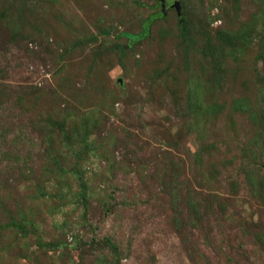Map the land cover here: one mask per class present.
I'll list each match as a JSON object with an SVG mask.
<instances>
[{
    "label": "rangeland",
    "instance_id": "rangeland-1",
    "mask_svg": "<svg viewBox=\"0 0 264 264\" xmlns=\"http://www.w3.org/2000/svg\"><path fill=\"white\" fill-rule=\"evenodd\" d=\"M180 7L0 0V264H264V0Z\"/></svg>",
    "mask_w": 264,
    "mask_h": 264
},
{
    "label": "trees",
    "instance_id": "trees-1",
    "mask_svg": "<svg viewBox=\"0 0 264 264\" xmlns=\"http://www.w3.org/2000/svg\"><path fill=\"white\" fill-rule=\"evenodd\" d=\"M176 0H173V3L175 2ZM182 8V7H181ZM160 14H156V15H153V17L155 18V17H157V16H159ZM179 18H182V14H181V16L179 17ZM147 22H146V26L144 27V32L141 34V35H139V36H136V39H140V38H143V37H145L146 35H147ZM181 27L183 28V26L181 25ZM125 36L127 37V39H131L132 38V36H130V35H128V34H125ZM107 244L111 247V249L112 250H116V248L111 244V243H109V242H107Z\"/></svg>",
    "mask_w": 264,
    "mask_h": 264
},
{
    "label": "water",
    "instance_id": "water-1",
    "mask_svg": "<svg viewBox=\"0 0 264 264\" xmlns=\"http://www.w3.org/2000/svg\"><path fill=\"white\" fill-rule=\"evenodd\" d=\"M174 7H175V9L177 11V16L180 17L181 16V12H180V9H181V7H180V0H176L174 2Z\"/></svg>",
    "mask_w": 264,
    "mask_h": 264
}]
</instances>
